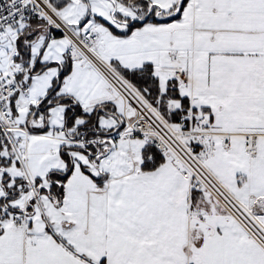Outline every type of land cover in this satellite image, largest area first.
Masks as SVG:
<instances>
[{
  "label": "snow or ice",
  "instance_id": "snow-or-ice-1",
  "mask_svg": "<svg viewBox=\"0 0 264 264\" xmlns=\"http://www.w3.org/2000/svg\"><path fill=\"white\" fill-rule=\"evenodd\" d=\"M0 264H264V0H0Z\"/></svg>",
  "mask_w": 264,
  "mask_h": 264
}]
</instances>
